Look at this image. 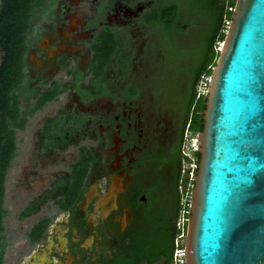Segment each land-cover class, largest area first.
<instances>
[{
	"label": "flooded vegetation",
	"instance_id": "1",
	"mask_svg": "<svg viewBox=\"0 0 264 264\" xmlns=\"http://www.w3.org/2000/svg\"><path fill=\"white\" fill-rule=\"evenodd\" d=\"M88 5V15L81 18L71 0L49 2L46 19L31 29L36 37L26 51L23 92L41 94L57 81L68 93L37 131L29 165L17 172L13 202L20 205L19 232L10 245L23 244L7 251L4 229L3 261L9 252L11 264H132L131 247L144 226L142 209L153 205L148 160L153 147L141 134L140 87L122 85L134 51L122 46L117 31L134 22L150 27L147 13L164 3L90 0ZM103 32L121 52L110 53L97 73L93 65L96 54L103 53L97 42ZM89 53L91 62L84 66L82 58ZM109 66L110 75H104ZM61 71L65 76L56 79ZM24 212L30 214L21 217ZM33 216L36 221L26 228L23 221ZM42 221L45 229L33 241L29 233Z\"/></svg>",
	"mask_w": 264,
	"mask_h": 264
},
{
	"label": "water",
	"instance_id": "2",
	"mask_svg": "<svg viewBox=\"0 0 264 264\" xmlns=\"http://www.w3.org/2000/svg\"><path fill=\"white\" fill-rule=\"evenodd\" d=\"M205 99L185 264H264V0H235Z\"/></svg>",
	"mask_w": 264,
	"mask_h": 264
},
{
	"label": "rangeland",
	"instance_id": "3",
	"mask_svg": "<svg viewBox=\"0 0 264 264\" xmlns=\"http://www.w3.org/2000/svg\"><path fill=\"white\" fill-rule=\"evenodd\" d=\"M58 1L59 0H42V4L35 9L30 19V32L33 27L37 28V26H40L46 19L43 11L46 9L48 3L51 2L54 4ZM71 1L76 5V11L81 15V18H85L88 15L90 7L89 5L87 6V2L90 0ZM161 1H163L164 4H173L174 6L172 10L165 12L162 23L157 21L151 23L150 27H148L134 22V25L128 30L124 29L125 27L122 26L118 30L119 32L117 31V33L121 34L120 43L123 44L122 46L134 51L130 63L126 66L127 74L122 85L133 84L140 87L141 100L143 101V110H139L142 115L140 117L142 125L141 129L143 130L141 134H145L148 139L150 138L151 147H153L151 151L158 152L167 148L172 142H174L178 135L180 110L177 109V106L182 97L183 87L186 85V78L189 77V74L192 75V72L200 64L199 60L201 53H203L202 49L205 48V44L207 45L210 40L209 29L211 26V24L210 26L207 24L204 17L205 15L196 0ZM221 2L224 5L223 9L225 11L231 10L229 5L230 0H220L218 5H221ZM159 11L160 10L157 9L152 10L150 13H147L146 18L150 21L156 13L161 15V12ZM224 24L226 26L227 22ZM164 28L168 29L167 33H164ZM35 37L36 33L33 32L30 36V40L32 41ZM97 42L102 48L103 53L104 50L105 52L109 51L108 53L115 51L118 53L121 52L116 49L114 41L107 32H103ZM222 43H219L218 41L214 43V53H217V57ZM103 53L96 54L100 61L99 63H102L107 59ZM112 57L113 56H111V58ZM31 59L40 64L39 58H36L35 55H32ZM82 59L84 66H88L91 62V54L84 55ZM216 60L213 65H215ZM205 62L208 63L209 58H206ZM110 68H112V66H109L107 72H105L106 69L104 68L103 74L110 75L112 71ZM209 69L210 68L208 67L207 72L201 74L196 83V98L201 95L205 98L208 81L212 72V68L210 73ZM64 76L63 71H61L55 78L62 79ZM67 93L68 92H63L58 96V102L47 105L35 113L34 120L28 124L27 131L26 133L24 132L22 141H20L21 143L19 142L18 157L16 158L17 161L16 159L13 160L11 169L8 172V192L3 204V207L7 210V215L4 218L5 236L9 243L7 251L18 248L16 243L18 244V242H20L13 241L14 243L10 245L11 237L13 238L14 236H17L19 232V225L15 221V218L19 209L18 206L20 205L14 204L13 202L17 172L22 164L29 165V161L31 157H33V148L37 141L36 133L39 131L38 127H41L40 124H42L43 118L47 114H51L53 110L61 109L62 104L65 103L67 99ZM202 101L200 104H204ZM197 144L198 139L196 134L189 131L184 132L182 154L184 155L185 160H183L181 164L180 177L177 186L179 194V212L175 221L176 237L178 235L185 236L186 233L193 182H191L192 177L188 178V174H184V171H187L186 169L189 166L188 161H186V156L190 157L194 155V151L198 146ZM69 152H72V150ZM161 171H164L167 177L170 175V169L166 166H162ZM156 176L159 175L157 174ZM155 177L152 178V181H156V194L152 195V198L153 196H156L161 200L162 194L160 188L164 189V186L161 187ZM163 180L165 181V178ZM164 181H162V183ZM37 217L38 216L30 217L23 221V225L28 228L36 221ZM6 256L10 259L9 252Z\"/></svg>",
	"mask_w": 264,
	"mask_h": 264
},
{
	"label": "trees",
	"instance_id": "4",
	"mask_svg": "<svg viewBox=\"0 0 264 264\" xmlns=\"http://www.w3.org/2000/svg\"><path fill=\"white\" fill-rule=\"evenodd\" d=\"M199 7L204 13L207 24L210 26V40L202 49L200 64L186 78V85L183 87L182 97L177 106L180 110L178 122V135L174 142L162 151H151L149 155L151 179L155 178L164 186L160 188L161 200L155 196L153 205L142 209L143 212V229L131 247L133 254L132 264H139L144 258L150 263H154L161 256L166 258V264H171L176 240L175 221L179 212V194L178 181L180 177L181 164L184 159L182 154L184 132L189 131L198 135L202 131V111L205 109L204 104L206 99L203 95L196 98L195 86L199 77L204 72L209 73L214 67V61L217 58V53H214V43L218 41L222 43L225 37V22H229L234 9V0H230V11H225L224 5L220 0H196ZM42 0H0V48L3 51V57L0 62V264H3L4 250L6 241L4 238V218L7 215V210L3 207L4 199V184L7 170L10 167L11 160L16 152V137L15 131L22 129L25 124V119L21 114L19 94L23 82V64L25 55V39L27 29L30 26V19L37 7L42 3ZM173 4H164L157 10H160L161 15L156 13L149 23L164 19L163 15L166 11L173 9ZM156 12V11H155ZM164 27V26H163ZM168 29L164 28V33ZM163 33V34H164ZM202 38V37H201ZM202 41V40H201ZM221 41V42H220ZM109 51L103 55L108 57ZM99 54V53H97ZM206 58L209 62L206 63ZM99 59L95 56L93 68L97 69V73L101 71L103 66L98 64ZM97 63V66H96ZM66 90L60 82H53L51 86L39 95V98L32 104L26 105L28 114L32 115L42 109V107L52 101H55L59 95ZM198 164L200 155L198 152L193 155ZM162 166L170 169V175L167 177L164 171H161ZM86 167V166H85ZM85 170H81L84 174ZM196 173V171H195ZM158 177V178H157ZM165 178V181L163 180ZM162 181H164L162 183ZM156 181L152 184L156 190ZM30 214L24 212L21 217ZM46 226V221L36 224L30 231L32 240L41 237Z\"/></svg>",
	"mask_w": 264,
	"mask_h": 264
},
{
	"label": "crops",
	"instance_id": "5",
	"mask_svg": "<svg viewBox=\"0 0 264 264\" xmlns=\"http://www.w3.org/2000/svg\"><path fill=\"white\" fill-rule=\"evenodd\" d=\"M30 36H31V32L29 31V28L27 29V33H26V39H25V55H24V64H23V71H22V75H23V84H27V81L28 79H26V72H27V64H26V61H25V57H26V51L30 45ZM22 88V87H21ZM22 90V89H21ZM39 93L37 95H30V94H25L22 91H20V94H19V103H20V110H21V114L24 119H25V124L23 126L22 129H17L15 131V137H16V152H15V155L14 157L12 158L11 160V164H10V167L9 169L7 170V173H6V178H5V184H4V199L7 195V192H8V185H7V177H8V172L9 170L11 169V166H12V162L14 159H16L18 157V150H19V142L22 141V136L24 134V132L26 133L27 131V127H28V124L34 120L35 118V113L32 114V115H29L27 112H28V108L26 109V105H32L38 98H39ZM52 103H54V101L52 102H49L47 104H45L42 108H44L45 106L47 105H51ZM38 112V111H37ZM50 115L51 114H47L44 118H43V121H42V124L43 123H46L50 120ZM42 124H40V126H42ZM39 128L41 127H38V130ZM21 143V142H20ZM17 161V159H16ZM4 199H3V204H4ZM4 206V205H3ZM5 208V207H4ZM4 221V220H3ZM22 241L18 242V244L16 243V246H19V245H22ZM5 260L3 261V264H11V259H9L7 256H5L4 258Z\"/></svg>",
	"mask_w": 264,
	"mask_h": 264
},
{
	"label": "built area",
	"instance_id": "6",
	"mask_svg": "<svg viewBox=\"0 0 264 264\" xmlns=\"http://www.w3.org/2000/svg\"><path fill=\"white\" fill-rule=\"evenodd\" d=\"M228 26H229V23L227 22L225 29H227ZM2 52L3 51L0 48V62H1V59L3 57ZM196 152H198V146H197V149L194 151V153H196ZM186 161H188L189 166L186 169L187 171H184V174L185 173L188 174V178L192 177L191 182H193L194 176L196 174L195 171L197 170L196 165H198V164L196 163V159L194 156H190V157L186 156ZM183 238H185V236H183V235H178L176 237L175 247H174V252H173V258H172L171 264H185V252H184L185 246H184V239ZM181 239H183V240H181Z\"/></svg>",
	"mask_w": 264,
	"mask_h": 264
}]
</instances>
